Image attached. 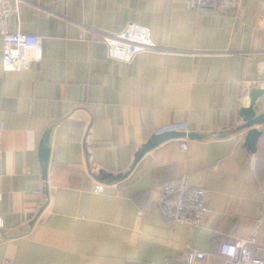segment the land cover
<instances>
[{"label": "crops", "instance_id": "0c3cea01", "mask_svg": "<svg viewBox=\"0 0 264 264\" xmlns=\"http://www.w3.org/2000/svg\"><path fill=\"white\" fill-rule=\"evenodd\" d=\"M19 8L8 29L42 37L43 59L6 76L0 25V264H187L193 250L215 253L254 234L264 244V124L256 154L249 130L239 131L253 89L264 113V0L226 10H190L185 0H20ZM131 22L149 27L160 51L131 64L109 59L99 34ZM171 123L202 137L170 140L133 169ZM49 129L50 202L38 216ZM131 169L94 191L101 171ZM182 177L208 191L200 227L171 226L153 211L159 189Z\"/></svg>", "mask_w": 264, "mask_h": 264}, {"label": "built area", "instance_id": "2783aa9c", "mask_svg": "<svg viewBox=\"0 0 264 264\" xmlns=\"http://www.w3.org/2000/svg\"><path fill=\"white\" fill-rule=\"evenodd\" d=\"M245 0H185L190 10L215 7L219 10L229 8L239 9ZM20 0H0V25L3 39L2 67L7 76L12 73L37 70L43 59L42 37L26 35L21 32H10L8 20L12 16H20ZM100 40L107 46L108 57L111 60L131 64L137 56L143 53L159 52L160 47L153 39L149 27L131 22L119 32H102ZM3 127H0V135ZM169 132H189L187 123H171L158 128L154 135ZM186 148V142L181 143ZM2 150L0 142V163ZM105 185L98 183L94 191L103 193ZM37 194L45 200V193ZM2 195L0 194V200ZM171 226L184 225L200 227L208 209V191L202 187L192 186L189 177H182L161 187L158 199L153 207ZM264 252V244L259 242L257 234L246 239L221 244L217 252H203L193 250L187 255V264H207L211 260L220 258L221 264H264V257H257L256 251ZM7 264H11L8 262Z\"/></svg>", "mask_w": 264, "mask_h": 264}, {"label": "water", "instance_id": "95a60500", "mask_svg": "<svg viewBox=\"0 0 264 264\" xmlns=\"http://www.w3.org/2000/svg\"><path fill=\"white\" fill-rule=\"evenodd\" d=\"M263 95V92L258 89H253L250 93L251 97V105L249 109H245L242 112V117L244 119L245 125L239 129H248V133L246 136V146L248 150L252 154H256L257 152V144L260 138V132L258 129H256V126L263 125L264 124V113L257 115L256 111L254 110V106L256 104V101ZM52 129L47 130L40 143L39 148V157H40V166L41 171L44 176V179L46 180L45 185V197H46V203L40 210L38 216L43 212V210L48 206L50 202V192H49V185H48V173L50 168V161H51V147H50V139H51ZM186 136H189L191 139H201V135H195V134H187L184 132H169L162 135H154L152 136L151 140L148 141L143 147L136 153L135 160L133 164V169L135 166L139 163V161L151 150L157 148L158 146L174 139L184 138ZM123 175H113V174H106L104 171H101L97 177H95V180L101 184L106 185H112L114 183H119L121 181H124L127 179L132 170ZM34 221L31 223L33 224Z\"/></svg>", "mask_w": 264, "mask_h": 264}, {"label": "rangeland", "instance_id": "374dc122", "mask_svg": "<svg viewBox=\"0 0 264 264\" xmlns=\"http://www.w3.org/2000/svg\"><path fill=\"white\" fill-rule=\"evenodd\" d=\"M230 9V8H229ZM234 9H236V8H234ZM240 9V8H239ZM226 10V9H225Z\"/></svg>", "mask_w": 264, "mask_h": 264}, {"label": "trees", "instance_id": "16d2710c", "mask_svg": "<svg viewBox=\"0 0 264 264\" xmlns=\"http://www.w3.org/2000/svg\"><path fill=\"white\" fill-rule=\"evenodd\" d=\"M208 8V7H207ZM209 8H212V7H209ZM214 8V7H213Z\"/></svg>", "mask_w": 264, "mask_h": 264}]
</instances>
